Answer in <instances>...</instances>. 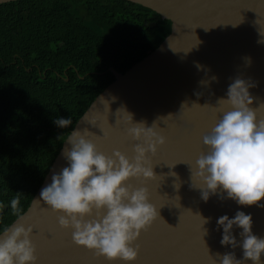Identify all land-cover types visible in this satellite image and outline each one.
<instances>
[{
  "label": "water",
  "instance_id": "1",
  "mask_svg": "<svg viewBox=\"0 0 264 264\" xmlns=\"http://www.w3.org/2000/svg\"><path fill=\"white\" fill-rule=\"evenodd\" d=\"M8 1L13 0L0 3ZM128 1L169 21L166 36L124 72L108 67L112 81L93 98L63 139L22 211L23 219L16 217L6 228L15 223L33 227L36 264H220L221 257L216 254L231 251L241 259L240 247L220 244L223 228L217 230L216 221L222 215L231 218L237 210L244 211L252 215L253 234L264 238V208L241 206L231 199L221 201L220 196L226 197V193L220 191L204 201L201 192L206 187L199 177H191V171L197 170L199 156L209 151L203 136L211 132L223 112L232 110L231 105L218 100L227 98L228 87L237 77L251 85L250 107L256 110L258 120L264 119V42H259L264 41V0ZM125 109L132 114L133 123L144 121L150 127L157 122V131L166 137L163 145H157L155 155L147 154L145 166L153 167L155 176L141 175L125 182L132 188H147L149 202L159 215L133 243V247L139 245L135 260L109 261L76 244L74 230L59 225L63 213L53 211L40 193L51 183L53 173L68 166L62 153L70 147L67 140L74 130L87 129L86 139L95 143L99 152L111 156L119 150L133 160L134 145L143 139L136 141L128 134L132 124L126 123L130 114ZM201 216L209 218L208 223L203 225ZM240 231L234 226L238 240L242 239ZM261 262L264 264V256Z\"/></svg>",
  "mask_w": 264,
  "mask_h": 264
},
{
  "label": "trees",
  "instance_id": "2",
  "mask_svg": "<svg viewBox=\"0 0 264 264\" xmlns=\"http://www.w3.org/2000/svg\"><path fill=\"white\" fill-rule=\"evenodd\" d=\"M169 21L128 0L0 3V231L29 204L93 98L154 49ZM71 117L60 128L54 120Z\"/></svg>",
  "mask_w": 264,
  "mask_h": 264
},
{
  "label": "clouds",
  "instance_id": "3",
  "mask_svg": "<svg viewBox=\"0 0 264 264\" xmlns=\"http://www.w3.org/2000/svg\"><path fill=\"white\" fill-rule=\"evenodd\" d=\"M246 59L251 63L250 58ZM250 86L239 77L229 85L227 98H220L218 103L229 104L232 110L223 112L211 132L203 136L209 151L196 160L197 170L191 171V177H199L206 187L201 192L204 201L220 191L226 193V197L220 196L221 201L231 199L241 206L264 208L261 203L264 200V119L258 120L256 110L250 107L253 103ZM54 123L66 128L72 120L57 117ZM126 123L132 124L127 131L134 140L143 139V143L134 145L133 160L119 150H114L111 156L99 152L96 144L86 139L87 129L74 130L67 140L70 147H65L62 153L68 166L53 173L51 183L40 193L53 211L63 213L58 217L59 225L74 230L72 238L76 244L95 250L97 256L109 261L135 260L139 245L133 247V243L141 230L159 215L149 202L147 188H132L125 182L131 177L155 176L153 167L145 166L149 163L147 154L155 155L157 145H163L166 137L157 131L155 121L150 127L144 121L133 123L130 114ZM19 204V196L10 201L13 215L21 220ZM201 218L203 225L208 223L209 218ZM216 223L217 230L223 228L220 244L230 245L232 249L240 247L243 252L241 259H237L234 251L217 253L220 264H245L248 260L262 264L264 238L253 234L251 214L237 210L231 218L227 214L218 217ZM234 226L241 229L242 239L233 234ZM32 233L31 225L25 227L20 223L0 233V264H36L38 257Z\"/></svg>",
  "mask_w": 264,
  "mask_h": 264
}]
</instances>
